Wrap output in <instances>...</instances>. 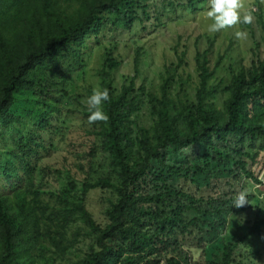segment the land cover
I'll return each mask as SVG.
<instances>
[{"label": "trees", "instance_id": "16d2710c", "mask_svg": "<svg viewBox=\"0 0 264 264\" xmlns=\"http://www.w3.org/2000/svg\"><path fill=\"white\" fill-rule=\"evenodd\" d=\"M156 1L0 0V129L19 134L10 144L0 133V264H45L51 246L66 253L76 242L66 232L76 222L95 241L82 264H246L262 259L261 250L247 243L254 237L264 244L261 193H255L257 186L264 187L257 168L264 153V55L255 50L249 66L231 68L223 107L210 101L219 86L210 89L209 83L224 59L212 64L211 49L198 50L195 57L197 83L178 72L187 55L177 54L175 72L173 64L158 90L137 84L141 49L134 59L135 76L117 88L114 73L122 63L109 53L101 70L103 89L110 94L103 104L108 120L93 123V135L110 161L108 176L87 180L78 199L71 196L77 190L71 182L56 197L59 207L45 206L35 192L34 180L44 173L41 132L53 124L41 117L28 130L27 120L35 117L34 99L41 104L47 73L60 69L66 51L82 58L90 40L102 46L121 26L130 32L137 25L145 31L160 29L168 13L197 11L204 4L176 0L157 14ZM255 14L264 32L260 4ZM22 103L26 118L18 111ZM146 109L150 126L143 123ZM98 189L115 195L105 225L87 207L88 195ZM242 191L248 203L236 208L235 197ZM256 211V222L243 226L248 233L240 239L223 236Z\"/></svg>", "mask_w": 264, "mask_h": 264}, {"label": "rangeland", "instance_id": "374dc122", "mask_svg": "<svg viewBox=\"0 0 264 264\" xmlns=\"http://www.w3.org/2000/svg\"><path fill=\"white\" fill-rule=\"evenodd\" d=\"M175 1L157 0L155 11L157 14H163L170 9V3ZM241 2L245 9L252 11L254 19L251 28L238 23L218 32L208 31V26L213 21L205 15L209 8V0H204V4L198 6L197 11L187 9L183 12L179 9L175 14L168 13L165 19L166 25L160 29L152 26L145 31L142 26L137 25L130 32L121 26L113 36L106 37L102 46L90 40L82 58L77 57L71 50L66 51L60 69L47 73L46 87L42 88V95H39L41 104L39 106L34 99L35 103L32 107L35 117L27 120L28 130H33L34 124L41 117L53 124L48 130L41 132L46 148L42 151L40 163L44 173L34 180L35 192L41 194L45 206L59 207L56 197L70 189L71 182L75 181L77 188L76 191H72L71 196L78 199L82 197L83 185L87 180L94 183L109 174L110 161L102 150L101 140L93 135L94 125L88 123L90 111L87 106V99L93 89L103 90L101 70L106 56L113 53L122 63L114 73L115 86L121 88L129 78L135 76L134 59L137 50L141 49L142 75L137 84L145 82L149 88L158 90L162 76L167 75V69L173 64L175 66L172 72H175L178 65L177 54L187 55L186 65L177 68L178 72L184 75L186 80L192 76L193 83H197L195 57L198 50L205 52L211 49L212 64H216L220 57L224 59L221 69L209 83L210 89L219 86V92L210 101L223 107L224 102L229 98L227 88L232 79L231 68L236 70L241 64L249 66L252 60L256 59L254 50L256 54L264 55V32L255 14L257 5L260 4L264 9V0H241ZM237 32L245 35L238 38ZM186 91L192 94L188 86ZM18 111L23 118L27 117L28 110L25 103L21 104ZM152 122L150 111L146 109L143 113V123L150 126ZM0 133L4 134L3 140L10 144L19 139V134L9 129H0ZM261 160L262 163L257 168L260 173L259 178L264 181V153ZM255 193H261L259 194L263 211L261 218L264 220V187L257 186ZM114 199L115 195L108 190H93L88 195V210L101 225L107 223L106 212L110 201ZM257 213L258 211L238 219L241 225L232 229L230 227L223 236L232 238L233 235L237 237L236 239H240L249 232L243 226L251 227L257 220ZM66 236L69 241L76 240L75 244L66 253L59 252L51 246V251L46 254L45 264H82L90 247L95 243L89 229L82 222L72 224ZM247 243L254 248V251L260 249L263 257L261 260L250 259L246 264H264L262 240L251 237ZM245 247L248 249L247 246Z\"/></svg>", "mask_w": 264, "mask_h": 264}, {"label": "clouds", "instance_id": "9594fccd", "mask_svg": "<svg viewBox=\"0 0 264 264\" xmlns=\"http://www.w3.org/2000/svg\"><path fill=\"white\" fill-rule=\"evenodd\" d=\"M206 17L213 22L208 26V31L218 32L222 29H227L238 23L252 24V11L245 9L241 0H209V8L205 13ZM237 37H242L245 34L242 32L236 33ZM110 99V94L107 89H93L92 94L87 99V106L90 111L88 123L93 124L98 121L107 122L108 116L103 111V104ZM248 203L246 192L242 191L235 197L234 207L240 208Z\"/></svg>", "mask_w": 264, "mask_h": 264}]
</instances>
